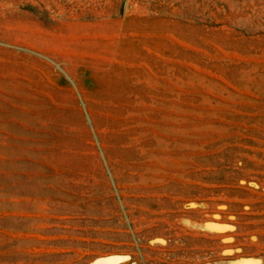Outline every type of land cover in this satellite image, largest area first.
Returning <instances> with one entry per match:
<instances>
[{
  "label": "rangeland",
  "instance_id": "rangeland-1",
  "mask_svg": "<svg viewBox=\"0 0 264 264\" xmlns=\"http://www.w3.org/2000/svg\"><path fill=\"white\" fill-rule=\"evenodd\" d=\"M107 257L264 264V0H0V264Z\"/></svg>",
  "mask_w": 264,
  "mask_h": 264
},
{
  "label": "bare ground",
  "instance_id": "bare-ground-1",
  "mask_svg": "<svg viewBox=\"0 0 264 264\" xmlns=\"http://www.w3.org/2000/svg\"><path fill=\"white\" fill-rule=\"evenodd\" d=\"M217 229V228H216ZM103 264H110V262H111V264L114 262V260H112V259H110L109 257H107L106 259H101L100 260ZM113 261V262H112ZM100 263V262H99Z\"/></svg>",
  "mask_w": 264,
  "mask_h": 264
}]
</instances>
